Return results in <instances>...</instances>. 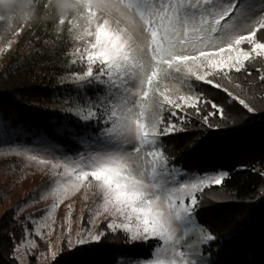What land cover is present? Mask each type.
<instances>
[{"label": "snow or ice", "instance_id": "snow-or-ice-1", "mask_svg": "<svg viewBox=\"0 0 264 264\" xmlns=\"http://www.w3.org/2000/svg\"><path fill=\"white\" fill-rule=\"evenodd\" d=\"M65 3L72 11L56 6L57 32L66 29L74 47L66 53L71 71L60 81L73 87L63 97L65 122L55 133L67 143L41 135L29 146L17 142L19 126L0 124V157L20 158L49 178L12 210L21 229L19 243L12 237L13 259L27 264L37 238L48 245L39 255L54 264L63 252L119 234L127 247L147 245L151 251L148 258H118L117 264H218V237L198 216L206 190L224 187L230 174L186 172L169 142L189 132L193 120L219 130L210 117L229 119L205 87L249 115L264 112V0ZM39 7L0 16V29L19 36L23 27L17 22L27 23ZM43 7L53 12L52 0ZM14 42L0 35V53L11 51ZM77 195L86 206L91 198L88 216L81 212L74 233V203H68L54 246L58 209ZM48 200L39 216L18 218L26 206Z\"/></svg>", "mask_w": 264, "mask_h": 264}, {"label": "trees", "instance_id": "trees-1", "mask_svg": "<svg viewBox=\"0 0 264 264\" xmlns=\"http://www.w3.org/2000/svg\"><path fill=\"white\" fill-rule=\"evenodd\" d=\"M37 46L38 51L26 64L30 69L22 85L3 87L4 81L0 80V124L19 126V143L34 145L41 135H47L63 145L67 141L61 140L55 129L65 122L61 112L68 105L63 97L73 87L60 84V77L71 71L66 53L72 47L63 36ZM203 91L225 106L229 119L210 117L211 123L221 125L219 130L204 128L193 120L189 132L170 139L171 154L186 172L230 174L224 187L206 190L205 204L198 216L199 222L218 237L217 247L223 244L215 256L218 264H264V176L260 175L264 172V112L249 115L227 104L220 92L208 87ZM213 195L216 200L211 199ZM12 210L0 216V264H16L12 237L19 243L21 229L13 223ZM150 251L147 245L127 247L121 235H109L99 245L63 252L54 264H117L118 258H148Z\"/></svg>", "mask_w": 264, "mask_h": 264}, {"label": "rangeland", "instance_id": "rangeland-1", "mask_svg": "<svg viewBox=\"0 0 264 264\" xmlns=\"http://www.w3.org/2000/svg\"><path fill=\"white\" fill-rule=\"evenodd\" d=\"M35 3H39L40 7L34 12L29 21L25 24H19V22H17L18 26L23 27V31L19 36L12 37L9 31L0 29V35H2L5 40L11 38L15 41L11 51L0 53V80L4 81L3 87L23 84L28 70L30 69L29 65L26 66V64L29 58L38 51V43L63 36L69 42L70 47H74L66 29L62 34L57 32V18L54 14L56 10V0H52L53 12L43 7L45 0H21V5L14 11L0 16L27 12L28 5ZM65 83L67 82L61 83L60 81L61 85ZM52 105L58 107L56 104ZM24 165L25 161L20 158L14 156L0 157V216L8 210L14 209L18 205L29 200L34 190L48 183L49 178L47 175L34 170L32 167H24ZM68 203H74L72 220L74 221L73 232L75 233L76 229L80 226L76 221L79 220L81 212H83L85 217L88 216V207L91 206L92 201L90 198L86 206L82 197L77 195L72 198V200L65 201V204L59 207L56 214V228L50 240L54 246L57 244L58 235L63 231L60 225H63L65 222L68 211L66 205ZM50 204L51 200L40 201L28 205L19 216H30L33 214L39 216L41 210L48 208ZM228 238H230V236ZM37 243L39 247L33 254L27 256V264L33 261L36 262V264H50L49 259L39 255L40 253L48 252V245L45 242L44 244L40 243L39 240H37ZM62 245L63 243L59 244L61 249H63ZM221 246H223V244H221L220 247H216L214 251H220ZM214 259L216 258L214 257Z\"/></svg>", "mask_w": 264, "mask_h": 264}, {"label": "clouds", "instance_id": "clouds-1", "mask_svg": "<svg viewBox=\"0 0 264 264\" xmlns=\"http://www.w3.org/2000/svg\"><path fill=\"white\" fill-rule=\"evenodd\" d=\"M21 5V0H0V15L10 13ZM56 6L66 14H71V5L65 3V0H56Z\"/></svg>", "mask_w": 264, "mask_h": 264}]
</instances>
